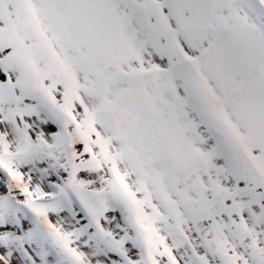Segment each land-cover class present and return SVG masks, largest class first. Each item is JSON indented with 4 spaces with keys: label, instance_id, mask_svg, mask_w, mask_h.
Instances as JSON below:
<instances>
[{
    "label": "snow or ice",
    "instance_id": "snow-or-ice-1",
    "mask_svg": "<svg viewBox=\"0 0 264 264\" xmlns=\"http://www.w3.org/2000/svg\"><path fill=\"white\" fill-rule=\"evenodd\" d=\"M0 264H264V0H0Z\"/></svg>",
    "mask_w": 264,
    "mask_h": 264
}]
</instances>
